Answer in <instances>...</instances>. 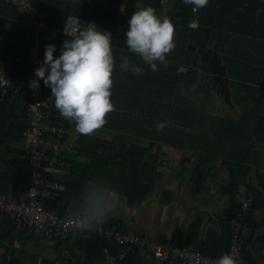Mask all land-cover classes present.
<instances>
[{
	"label": "trees",
	"instance_id": "trees-1",
	"mask_svg": "<svg viewBox=\"0 0 264 264\" xmlns=\"http://www.w3.org/2000/svg\"><path fill=\"white\" fill-rule=\"evenodd\" d=\"M162 1L122 0L116 10L105 7L102 0H31V4L48 26L52 23L62 25L67 15L74 14L82 25L95 20L112 34L115 67L110 100L115 111L106 115L107 122L103 127L134 128L137 134L151 128L155 140H166L172 145L179 143V146L190 148L192 155L198 154L197 163H206L212 157L218 158L228 178L222 189L230 203L225 219L234 217L238 212L239 203L236 204L235 195L243 189V200L249 201L251 212L244 215L241 221L251 230V235L246 242L241 243L240 253L251 264H263L264 230L254 236L259 223L251 213L255 209L264 212V0H209L206 7L194 12H191L193 6L184 4L183 0H170L171 7ZM145 6L153 7L161 18L168 17L174 26L175 48L166 56L168 66L158 64L155 72L139 56L128 53L125 44L127 19L134 11ZM192 20L197 26L207 29L209 40L215 45V52L225 66L232 106L222 105L225 109L235 108L233 116L219 114L216 105L210 107V76L205 71H201L200 80L195 83L196 70L201 63L198 59L194 61L193 53L186 48L189 43L186 26ZM71 39L50 31L41 32L37 68L43 63L46 45L54 44V56H58L63 41ZM123 55L141 67L142 74L121 71ZM178 65L184 66V71H177ZM39 84L50 91L42 80ZM182 84L195 86L188 93V86L183 89ZM48 112L51 123L64 129L69 127L71 122L60 116L54 106V98ZM159 122L167 123L162 131L156 130ZM125 142L122 138L105 142L79 134L77 155L81 160L62 156L64 165H67L71 174L92 181L93 186L114 191L127 201L144 198L156 183L158 157L152 155L147 159V151L134 146L123 150ZM253 168L256 170V183L251 186L248 178ZM202 171L196 164L191 172L189 181L193 192L199 190ZM86 195L87 190L81 185L68 182L64 192L49 195L43 199V204L58 216L67 210L74 214ZM114 223L105 221L100 226L108 227ZM197 230L198 223H193L187 241L190 248L209 257L220 258L223 253H227L230 242L227 221L221 227V239L216 244L222 248L221 254L190 243ZM75 237V247L83 251L84 256L72 254L64 264L145 263L135 248L118 246L99 235L83 233ZM210 243L213 245L214 241L210 240ZM249 245L253 247L251 252L247 250ZM126 249L129 250L124 252L123 259L117 260L118 252ZM0 264L19 263L13 260L0 261ZM43 264L57 263L45 259Z\"/></svg>",
	"mask_w": 264,
	"mask_h": 264
},
{
	"label": "crops",
	"instance_id": "crops-1",
	"mask_svg": "<svg viewBox=\"0 0 264 264\" xmlns=\"http://www.w3.org/2000/svg\"><path fill=\"white\" fill-rule=\"evenodd\" d=\"M102 1L105 7L112 10L119 9L122 4V0ZM162 3L167 4L169 7L172 4L170 0H163ZM191 12L194 11L191 10ZM41 32H39V36H41ZM30 40L29 33L21 25L17 8L4 0H0V73L19 78L28 76ZM212 45L210 42V46ZM184 69L185 67L182 65L177 67V71H184ZM191 85H193V88H190ZM191 85L182 84V88L185 89L188 86V93H191L195 84ZM227 87L229 89L228 84ZM212 91L215 92V89L209 88V94ZM215 94L219 96L218 93L215 92ZM197 95L200 96V93H197ZM26 102V97L16 91L9 90L2 98L0 97V195L6 199L14 198L17 194L23 192L30 183L28 144L25 140V132L28 127ZM51 102L52 99L50 104ZM214 103L219 110V114L231 116L226 114L227 111L222 105L223 103L231 107V101V105H227L221 97V101L217 99ZM130 116L132 118L136 117ZM74 127L75 125L71 122L67 129L62 128L64 130L65 145L61 153L65 159L81 160L77 155L79 134L75 133ZM136 132L137 130L134 128L114 129L102 127L90 135L105 142H109L114 138H122L126 140L123 150L125 147L134 146L145 149L147 151L145 158L147 159L152 155L158 157L156 169L158 175L152 190L148 192L146 197L130 201L118 195L114 208L105 220L116 223L108 227H101L117 226L121 230L129 227L132 228V231L154 241L169 242L178 247L197 250L190 248L187 241L190 237L191 225L198 223V230L190 243L197 244L198 247L210 252L217 251L221 254L222 248L216 246V244L221 239V227L227 220L225 214L230 203L228 197L222 193L228 178L227 171L221 165L220 160L212 157L206 163H197L198 154L192 155L190 148L181 145L180 147L179 143L172 145L166 140H155L151 128H147L141 134ZM161 135L164 136V134ZM196 164L203 171L199 190L193 192L189 179ZM255 171L253 168L248 178V183L251 186L256 183ZM53 176L56 180L64 183L65 187L68 182L81 185L85 190L93 186L92 181L71 174L67 165H64ZM242 190L235 195L237 205L244 198ZM54 213L57 215L56 212ZM68 213L74 217L70 210H67L62 216ZM251 216L255 217L259 223V228L254 233V236H258L264 230V212L255 209ZM250 235L251 230L243 225L239 235V245L246 242ZM75 238L71 237L66 241H47L32 235L21 234L14 230L13 223L6 216L0 214V261L15 260L19 264H43L45 259H49L57 264H64L66 258L72 254H77L80 257L84 256V252L75 247ZM210 240L214 241L213 245H211ZM252 248L249 245L247 250L251 252ZM127 250L129 249L122 250L123 257L124 252ZM136 251L141 260L145 261L144 264H159L147 252L138 249Z\"/></svg>",
	"mask_w": 264,
	"mask_h": 264
},
{
	"label": "built area",
	"instance_id": "built-area-1",
	"mask_svg": "<svg viewBox=\"0 0 264 264\" xmlns=\"http://www.w3.org/2000/svg\"><path fill=\"white\" fill-rule=\"evenodd\" d=\"M4 1L17 8L21 25L31 38L28 49V76L19 78L0 73L1 98L10 90L21 93L27 99L28 127L25 132V140L28 144L30 183L23 192L12 199H6L0 195V214L6 216L13 223L16 232L47 241L66 240L87 233L103 236L125 248L143 250L158 263L216 264L219 259L217 257H209L197 250L178 247L169 242L154 241L132 231V228L129 227L121 230L117 226L110 228L99 226L96 229L80 231L72 224L74 217L71 214L59 217L44 207V198L54 193L64 192L66 189L65 184L53 176L64 166L61 152L65 143L64 130L49 121L48 108L51 99H53L50 91L42 86L38 90H30L28 86L30 80L36 79L34 70L38 66V36L39 32L45 30L72 38L87 25H82L78 16L70 14L66 16L62 25L52 23L48 26L42 16L33 8L31 0ZM191 10L193 11V8ZM86 24H94L99 30L109 32L95 20H89ZM127 52L130 53L128 48ZM249 212H251L249 201L242 200L239 202V210L235 216L226 220L230 228L227 253H235L239 258V264H251L242 257L239 245V235L243 226L241 219ZM122 258L123 252L121 251L118 253L117 259Z\"/></svg>",
	"mask_w": 264,
	"mask_h": 264
},
{
	"label": "clouds",
	"instance_id": "clouds-1",
	"mask_svg": "<svg viewBox=\"0 0 264 264\" xmlns=\"http://www.w3.org/2000/svg\"><path fill=\"white\" fill-rule=\"evenodd\" d=\"M209 0H183L193 11L208 5ZM79 30L71 40H64L60 54L54 56L56 46H45L43 63L34 70L36 79L29 81L30 90H38L39 81L50 89L54 106L65 120L74 122L77 134L89 136L106 124V115L115 111L110 100L115 59L112 34L99 30L94 24ZM128 51L140 57L155 72L158 64L167 67L169 55L175 48L174 26L168 17H159L151 6L134 11L127 19L124 33ZM121 71L134 75L143 69L121 56ZM166 122L157 123L162 131ZM118 194L107 188L90 186L74 213L72 224L80 231L98 228L115 206ZM216 264H239L235 253H223Z\"/></svg>",
	"mask_w": 264,
	"mask_h": 264
},
{
	"label": "water",
	"instance_id": "water-1",
	"mask_svg": "<svg viewBox=\"0 0 264 264\" xmlns=\"http://www.w3.org/2000/svg\"><path fill=\"white\" fill-rule=\"evenodd\" d=\"M186 36L189 41L186 48L193 53L194 61L198 59L201 62L200 67L196 70L195 82H199L201 71H205L210 76V88H214L223 101L227 105H231L225 66L220 62V57L215 52V46H210L207 30L198 27L195 21H191L187 23ZM190 88H193V85Z\"/></svg>",
	"mask_w": 264,
	"mask_h": 264
},
{
	"label": "rangeland",
	"instance_id": "rangeland-1",
	"mask_svg": "<svg viewBox=\"0 0 264 264\" xmlns=\"http://www.w3.org/2000/svg\"><path fill=\"white\" fill-rule=\"evenodd\" d=\"M209 97H210V100H211V104H210V107L211 108H213V106H215V101H217V99H219V101H221V97L220 96H216V94H215V92H210V94H209ZM222 106V105H221ZM226 111H227V115H231V116H233L234 115V113H235V108L233 109V108H227V109H225ZM219 110H217V112H218Z\"/></svg>",
	"mask_w": 264,
	"mask_h": 264
}]
</instances>
